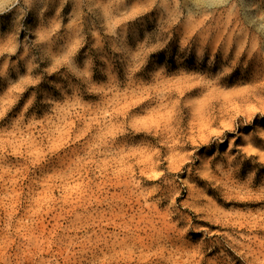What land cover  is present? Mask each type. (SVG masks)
Instances as JSON below:
<instances>
[{"label":"rangeland","instance_id":"obj_1","mask_svg":"<svg viewBox=\"0 0 264 264\" xmlns=\"http://www.w3.org/2000/svg\"><path fill=\"white\" fill-rule=\"evenodd\" d=\"M0 264H264V0H0Z\"/></svg>","mask_w":264,"mask_h":264}]
</instances>
